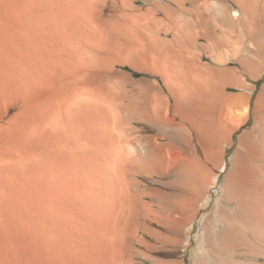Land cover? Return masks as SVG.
Instances as JSON below:
<instances>
[{
    "label": "bare ground",
    "instance_id": "1",
    "mask_svg": "<svg viewBox=\"0 0 264 264\" xmlns=\"http://www.w3.org/2000/svg\"><path fill=\"white\" fill-rule=\"evenodd\" d=\"M0 172L83 264H122L128 231L176 244L194 216L198 262L220 260L210 234L217 254L237 243L234 225L250 246L264 0H0Z\"/></svg>",
    "mask_w": 264,
    "mask_h": 264
},
{
    "label": "rangeland",
    "instance_id": "2",
    "mask_svg": "<svg viewBox=\"0 0 264 264\" xmlns=\"http://www.w3.org/2000/svg\"><path fill=\"white\" fill-rule=\"evenodd\" d=\"M236 137L237 135L233 137L234 140ZM234 147L235 143L233 147L226 149L227 162H229L231 158L230 156L233 153ZM2 174L7 175L6 172ZM222 178L223 177H221V179ZM0 189L2 188L0 187ZM0 195V264H83L73 251H70L68 247L62 246L57 240V237L43 231L38 223L34 225L35 227H31L33 223L29 214L25 213L19 206L14 207L8 198L3 197L2 192ZM209 214L210 211L207 212L206 216ZM194 217L190 226L194 225L195 231L190 229L192 234L190 233L191 235H187V231L184 228L177 236L178 242L171 246L155 240L152 236L144 235V237L141 232L136 233L128 231V234H126V242L123 244L126 247L118 245L119 247L117 249L119 259L123 257L121 259L122 264H204L198 262L197 259H195L196 257L193 256V250L196 247V241L198 239L197 234L200 231L197 226V216ZM233 228L235 229L234 233L236 234L235 240L237 243L227 244L224 250L220 251V253L218 251V254L215 246V239L209 233L210 236L208 239L210 241V248L213 250V255L216 258L220 257V260H213L211 264H264V239L262 240V238H264V231L261 232L255 227V235L251 237L252 243L250 246H245L244 243H242V238H244L246 234L240 231L238 226L234 225ZM193 233L196 234V236ZM143 239L150 243V245L146 246L144 243L142 244L141 240ZM188 239L190 241L187 246ZM119 248H124L121 251L124 253H120V255L122 254L121 256L119 255Z\"/></svg>",
    "mask_w": 264,
    "mask_h": 264
}]
</instances>
